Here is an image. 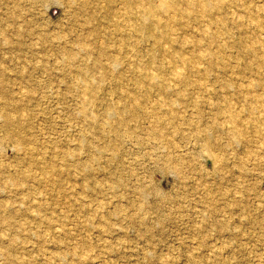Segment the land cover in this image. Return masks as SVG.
Wrapping results in <instances>:
<instances>
[{"label": "rangeland", "instance_id": "374dc122", "mask_svg": "<svg viewBox=\"0 0 264 264\" xmlns=\"http://www.w3.org/2000/svg\"><path fill=\"white\" fill-rule=\"evenodd\" d=\"M30 1L0 23V264H264V0Z\"/></svg>", "mask_w": 264, "mask_h": 264}, {"label": "bare ground", "instance_id": "6f19581e", "mask_svg": "<svg viewBox=\"0 0 264 264\" xmlns=\"http://www.w3.org/2000/svg\"><path fill=\"white\" fill-rule=\"evenodd\" d=\"M16 1H17V0H16ZM16 1H15V4L13 5V6H14V9H13V13H12V15H11V16H12V19H11L10 21H7V18H6V19H3L4 22L0 20V21H1V22H0L1 25H3V26L6 25V24H7V25H11L13 28L16 29L17 26H18V24L21 22V20H20V16H21V13H22V12H20V9H21V8H19L20 3H19V0H18V2H16ZM21 1H22V0H21ZM28 1H29V0H28ZM32 1H33V2H32ZM32 1H30V2H32L33 4L36 2V1H34V0H32ZM39 1H40V0H39ZM39 1H37V2H39ZM75 1H76V0H75ZM78 1H79V0H78ZM87 1H88V0H87ZM11 2H12V1H11ZM24 2H25V1H24ZM24 2H23V3H24ZM89 2H90V0H89ZM93 2H94V1H93ZM70 3H72V2H70ZM79 3H81V2L79 1ZM168 3H169V2H168ZM24 4H26V3H24ZM92 4H94V3H92ZM111 4H112V3H111ZM121 4H122V3H121ZM142 4H143V3H142ZM27 5H28V3H27ZM29 5H30V4H29ZM119 5H120V4H119ZM23 6H24V5H23ZM23 6H22V7H23ZM30 6H31V5H30ZM71 6H72V4H71ZM92 6H94V5H92ZM97 6H98V5H97ZM148 6H149V5H148ZM27 7H29V6H27ZM72 7H73V6H72ZM88 7H89V6H87V8H88ZM98 7H99V6H98ZM98 7H97V9H98ZM145 7H146V6H145ZM78 8L81 9L80 6H78ZM193 8H194V6H193ZM84 9H85V8H84ZM84 9H83V10H84ZM102 9H103V8H102ZM28 10H29V9H28ZM85 10H87V9H85ZM88 10H90V9H88ZM88 10H87V11H88ZM103 10H104V9H103ZM121 10H122V9H121ZM31 11H32V10H31ZM65 12H67V11H65ZM97 12H98V11H97ZM91 13H92L91 15H93V12H91ZM100 13H101V12H100ZM100 13H99V14H100ZM28 14H29V13H28ZM71 14H72V12H71ZM83 14H84V15H85V14L87 15L88 13H85V12L83 11ZM97 14H98V13H96V15H97ZM23 15H24V14H23ZM88 15H90V14H88ZM94 15H95V14H94ZM125 15H126V14H125ZM131 15H132V14H131ZM24 16H25V15H24ZM32 16H33V14H32ZM22 17H23V16H22ZM71 17H72V16H71ZM71 17H70V18H71ZM96 17H97V16H96ZM104 17H105V16H104ZM24 18H25V17H24ZM29 18H30V17H29ZM31 18H32V17H31ZM31 18H30V19H31ZM26 19H27V18H26ZM26 19H25V20H26ZM25 20H24V21H25ZM28 21H29V20L27 19V23H28ZM33 21H34V20H33ZM72 21H73V20H72ZM29 22H30V21H29ZM111 22H112V21H111ZM38 23H39V22H38ZM155 23H156V22H155ZM39 25H40V24H39ZM27 27H28V26H27ZM38 27H39V26H38ZM137 27H138V26H137ZM5 28H6V27H5ZM15 29H13V30H15ZM23 29H24V28H23ZM30 29H31V28H30ZM119 29H120V28H119ZM5 30H6V29H5ZM5 30H4V31H5ZM7 30H8V28H7ZM21 30H22V29H21ZM37 30H38V29H37ZM37 30H36V31H37ZM40 31H41V29H40ZM40 31H39V32H40ZM8 32H9V30H8ZM17 32H18V31H17ZM21 32H22V31H21ZM44 32H45V31H44ZM19 33H20V32H19ZM22 33H23V32H22ZM35 33H36V32H35ZM47 33H48V32H47ZM5 34H6V33H5ZM33 34H34V33H33ZM36 34H39V35H40V33H38V32H37ZM55 34H56V33H55ZM10 35H11V34H10ZM49 35H50V34H49ZM23 36H24V35H23ZM28 36H29V35H28ZM35 36H37V35H35ZM41 36H42V35H41ZM43 36H44V35H43ZM56 36H58V35H56ZM6 37H8V36H5L4 38H6ZM25 37H26V36H25ZM32 37H33V36H32ZM32 37H31V38H32ZM50 37H51V36H50ZM4 38H3V39H4ZM31 38H30V39H31ZM37 38H38V37H37ZM45 38H46V37H45ZM7 39H8V38H7ZM30 39H29V40H30ZM43 39H44V38H43ZM46 39H47V38H46ZM51 39H52V38H51ZM109 39H110V38H109ZM189 39H190V38H189ZM5 40H6V39H5ZM13 40H14V39H13ZM49 40H50V39H49ZM49 40H48V41H49ZM253 40H254V39H253ZM6 41H7V40H6ZM24 41H25V40H24ZM122 41H123V40H122ZM8 42H9V41H8ZM9 43H10V42H9ZM110 45H111V44H110ZM16 46H17V45H16ZM12 48H13V46H11L10 50H12ZM14 48H15V47H14ZM17 48H18V47H17ZM100 48H101V47H100ZM102 48H103L102 51L104 52L105 49H104V47H102ZM253 48H254V47H253ZM19 49H22V48H19ZM19 49H17V50H19ZM107 49H108V48H107ZM107 49H106V52H107ZM26 50H27V49H26ZM100 50H101V49H100ZM100 50H99V51H100ZM27 51H28V50H27ZM31 51L34 52L33 50H31ZM31 51H30V52H31ZM13 52H14V51H12V53H13ZM15 52H16V50H15ZM24 52H25V51H24ZM108 53L110 54V52H108ZM109 54H108V57H109L110 59H112V58L110 57V56H112V55L109 56ZM4 55H5V54H4ZM23 55H24V54H23ZM23 55H22V56H23ZM100 55H101V54H100ZM102 55L105 56L104 54H102ZM106 55H107V54H106ZM10 56H11V55H10ZM16 56H17V54H16ZM113 56H114V55H113ZM113 56H112V57H113ZM4 57H5V56H4ZM12 57H13V55H12ZM23 57H24V56H23ZM33 57H34V56H33ZM114 57H115V56H114ZM114 57H113V60H114L115 63H117L118 60H120V59L117 60V59H114ZM1 58H2V57H1ZM106 58H107V57H106ZM116 58H117V57H116ZM2 59H3V58H2ZM110 59H109V60H110ZM6 60H8V59H6ZM25 60H26V59H25ZM31 60H32V58H31ZM107 60H108V59H107ZM107 60H105V61H107ZM109 60H108V61H109ZM113 60H110V61H113ZM115 60H117V62H116ZM16 61H17V60H16ZM7 62H8V61H7ZM119 62H120V61H119ZM119 62H118L117 64H119ZM117 64H116V65H117ZM111 65H112V64H111ZM102 66H103V64H102ZM104 66H106V65L104 64ZM104 66H103V68H104ZM108 66H109V65H108ZM84 67H85V66H84ZM87 67H88V66H87ZM116 67H117V66H116ZM82 68H83V67H82ZM82 68H81V69H82ZM85 68H86V67H85ZM108 68H109V67H108ZM108 68H106V69H108ZM111 68H112V67H111ZM141 68H142V67H141ZM86 69H87V68H86ZM112 69H114V68H112ZM112 69H110V70H112ZM87 70H88V69H87ZM87 70H86V71H87ZM103 70H104V69H103ZM108 71H109V69H108ZM115 71H116V70H115ZM82 72H84V71H82ZM87 72H88V71H87ZM87 72H85V73H87ZM89 72H91V71H89ZM91 74H92V73H91ZM154 75H155V73H154ZM174 76H175V74H174ZM87 77H88V76H87ZM89 77H90V76H89ZM157 80H158V78H157ZM38 82H39V81H38ZM153 82H154V81H153ZM89 84H90V83H89ZM141 87H142V86H141ZM168 89H169V88H168ZM90 92H91V91H90ZM127 113H128V112H127ZM232 116H233V115H232ZM237 118H238V117H237ZM234 120H235V119H234ZM229 122H230V121H229ZM116 129H118V128H116ZM114 130H115V129H114ZM120 131H121V130H120ZM118 133H119V132H118ZM230 134H231V133H230ZM231 135H233V133H232ZM239 135H240V134H239ZM233 136H234V135H233ZM234 137H235V136H234ZM46 139H47V138H46ZM17 140H18V139H17ZM5 142H6V141H5ZM12 143H13V142H12ZM180 152H181V151H180ZM84 163H85V162H84ZM85 165H87V164H85ZM81 166H82V168H83L84 165H81ZM85 169H86V168H85ZM87 169H88V168H87ZM138 212H139V211H138ZM103 218H105V217L103 216ZM73 231H74V230H73Z\"/></svg>", "mask_w": 264, "mask_h": 264}]
</instances>
